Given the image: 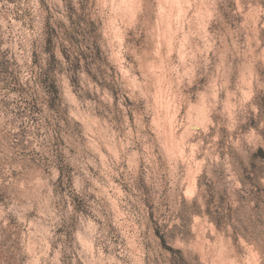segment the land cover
<instances>
[{
    "label": "rangeland",
    "instance_id": "obj_1",
    "mask_svg": "<svg viewBox=\"0 0 264 264\" xmlns=\"http://www.w3.org/2000/svg\"><path fill=\"white\" fill-rule=\"evenodd\" d=\"M0 264H264V0H0Z\"/></svg>",
    "mask_w": 264,
    "mask_h": 264
},
{
    "label": "bare ground",
    "instance_id": "obj_2",
    "mask_svg": "<svg viewBox=\"0 0 264 264\" xmlns=\"http://www.w3.org/2000/svg\"><path fill=\"white\" fill-rule=\"evenodd\" d=\"M166 94V93H165Z\"/></svg>",
    "mask_w": 264,
    "mask_h": 264
}]
</instances>
